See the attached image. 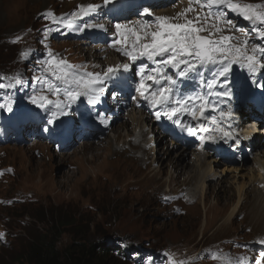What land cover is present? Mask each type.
I'll use <instances>...</instances> for the list:
<instances>
[{
    "label": "rangeland",
    "instance_id": "374dc122",
    "mask_svg": "<svg viewBox=\"0 0 264 264\" xmlns=\"http://www.w3.org/2000/svg\"><path fill=\"white\" fill-rule=\"evenodd\" d=\"M154 1L153 4L151 0H130L127 4L130 19L123 17L124 11L122 15L114 17V5L105 4L104 0H0V38L16 40L17 44H14L20 48L16 56L17 46H11L10 50L0 49V84H4V88L12 87L10 80L16 75V69L11 65H22L21 50L30 42V38L35 37L43 40L47 46L40 49L44 60L55 56L80 72H105L111 66L110 59L118 53L122 54L118 49L124 47L115 43L121 39L115 28L117 23L124 25V19H128L132 21L126 24L128 28L140 30L143 24L151 31L156 28V17H173L174 12L183 5L189 6V0ZM242 2L264 5V0ZM89 3L100 7L83 17H71V13L78 11V5ZM145 10H148V14ZM196 11H200L198 6ZM187 15L190 18L195 13L189 12ZM228 18H238L236 22L243 23L244 31L238 35L242 40H249L248 49L255 44L264 46V40L259 38L256 31L257 25L235 12H229ZM86 24L94 27L80 31ZM101 25L103 27H99ZM114 34H117L116 39L113 38ZM139 63H147L148 69L156 67L146 58ZM167 69L164 71L168 75ZM173 70L177 81L176 92L183 91L185 96L194 97L196 88L200 89V93L206 89L195 74L179 80L177 70ZM243 71L240 66L237 70H231L234 75ZM201 72L206 79L212 78L211 72L210 75L204 74L205 68ZM26 73L30 77V73ZM248 74L247 70L245 77L250 78ZM253 79L245 80L242 85L241 76L237 74L235 83L231 85L234 79L229 78L230 84L223 87L229 93V108L223 109L222 104L227 102L220 99L210 100L208 108L211 110L210 119L221 118V112L231 113L220 119L222 127L228 124L227 119L235 115L239 120L248 117L240 128L255 131L261 139L264 138V104L261 106L259 102L257 105L252 91L254 86L264 87V78L257 80L260 83L253 82ZM113 81L114 78L108 79L104 84ZM122 89L113 88L111 92L121 93ZM218 90L214 89L213 93ZM232 92L238 94L235 100L230 95ZM34 93L41 94L39 90ZM30 97L31 94L26 95V101L33 105ZM113 98L114 107L108 110V115L114 118L113 127L108 126L110 131L102 132L97 141L81 145L74 151L62 152L64 149L56 141L46 146L42 135L28 133L29 126L26 127V134L18 136L23 139L36 136L38 140L22 142L25 147L13 140L9 144L0 142V147L5 149H0V177L16 174L7 182L0 179V195L7 196L10 201L5 205L0 204V221L6 223L8 218L13 220L6 223L10 232L0 224V233H3L0 236V264H8L19 255L23 257L20 260L22 264H32L27 255L29 242L35 238L38 230L42 233L49 231L50 223L57 219H61L64 225L60 229L63 233L57 240L61 249L73 239L69 233L73 234L74 228L67 222L72 220L78 226L79 233H87L91 228V240H99L94 232H100V236L106 235L103 239L114 244V254L125 261L124 264H174L175 261H183L184 264H256L257 260L264 264V258L260 256L264 252V244L260 242L264 240V172L260 176L262 179L257 177L246 186L237 210L238 185L232 177L241 173L249 176L247 169L222 172L221 167H216L217 171L206 179L208 196L205 194L201 199L198 194V202H188L189 193L192 196L199 182H202L200 177L195 176L200 165L204 168L202 163L205 157L198 138L176 141L168 136L164 141L160 138L164 132L154 123L147 106L128 110L121 100ZM213 104L218 105L215 110ZM146 105L150 106L148 102ZM232 105L239 106L237 112ZM124 109L129 113L136 112L135 121L122 117ZM251 111L262 117L253 118L252 121L248 116ZM143 120L148 123L145 128L143 123H137ZM189 122L196 124L191 121V116ZM149 134L158 136L156 143L150 145L153 140ZM87 146H92L93 150ZM182 152L185 164L179 166L177 163ZM228 161L230 159L224 164ZM244 161L245 166L255 168L258 174V163L264 162V147L254 148ZM186 164L189 166L183 170ZM29 193L38 200L28 201ZM23 221L26 222L25 226ZM121 244H133V248H138L134 250L137 261H128L130 258L125 260L119 255L116 250Z\"/></svg>",
    "mask_w": 264,
    "mask_h": 264
},
{
    "label": "snow or ice",
    "instance_id": "6c2138e0",
    "mask_svg": "<svg viewBox=\"0 0 264 264\" xmlns=\"http://www.w3.org/2000/svg\"><path fill=\"white\" fill-rule=\"evenodd\" d=\"M104 2L108 4L111 0H104ZM197 6L200 11H196ZM77 7L78 11L71 13V17H83L96 12L100 6L89 3ZM189 12L195 13V16L189 18L187 15ZM229 12H235L250 23L257 25L258 36L264 40V5L244 3L242 0H189V6L177 13L176 17H156V28L151 31L143 24L140 30L128 28L120 23L115 25L121 37L115 43L124 46L118 51L129 57L133 63L146 58L156 65L149 70L147 65L140 64L137 69L140 80L136 91L152 108L166 109V111L156 113L157 119L162 115L169 120L176 118L174 122L193 136L197 134L199 122L204 118L205 111L211 103L209 98L213 95V90L229 82L233 65L238 64L242 68H247L248 72L253 74L264 70V46L255 44L249 51L247 38L240 40L233 35L224 34L226 30L235 28L234 21L228 18ZM145 13L148 14V10H145ZM178 18H183L184 22H177ZM91 27L94 25L86 24L79 30L83 31ZM239 31L244 30L239 29ZM234 40L237 42L234 43ZM44 64L46 73L66 85L64 96L67 102L59 98L50 100L44 94H34L30 97L33 105H37L50 114L51 118L48 121L50 124L54 122L57 113L61 116L65 115L64 110L70 108L81 96L88 97L90 104L96 103L104 92L105 81L116 77L121 71L128 72L131 67L130 64L124 63L114 67L109 66L103 73L80 72L75 67L69 66L66 61L57 60L55 56L45 60ZM69 68L71 70H68ZM165 68L176 69L181 78H190L192 74H195L200 78L207 92L203 95L197 94L195 99L192 96H177L175 89L177 81L166 74ZM203 68L211 72V79L204 77L201 72ZM4 87V84H0V88ZM45 87L53 95L59 97L60 85L46 81ZM228 94L226 91L216 93L218 96ZM197 100L199 106H197ZM8 103L9 110H11V101ZM216 107L218 105H212L213 110ZM182 113L190 115L191 121L197 123L194 125L190 122H182L179 119ZM230 115L231 113L221 112V118ZM212 120L213 123H218L214 117ZM205 131L211 133L214 130L205 129ZM229 135V132L223 131V136ZM208 138L215 139L211 135ZM0 236H3V233H0ZM260 242L264 244V240ZM260 256L264 258V252H261ZM174 264H184V262L175 261ZM256 264H261V261L257 260Z\"/></svg>",
    "mask_w": 264,
    "mask_h": 264
},
{
    "label": "bare ground",
    "instance_id": "6f19581e",
    "mask_svg": "<svg viewBox=\"0 0 264 264\" xmlns=\"http://www.w3.org/2000/svg\"><path fill=\"white\" fill-rule=\"evenodd\" d=\"M111 1H114V0H111ZM152 2L154 0H151ZM155 2V1H154ZM112 8V7H111ZM187 8L186 5H184L182 8L178 9L175 11L174 13V17L177 16V13H180L183 11V9ZM131 19V17H129ZM177 22H181L183 23L184 20H180L178 18ZM135 27V26H134ZM232 35V33L230 34ZM113 38L116 39L117 38V34H114L113 35ZM234 43H236L237 41H233ZM100 45H102V43H100ZM121 58H123V56L121 55V53H118L116 55H114L113 58L110 59V62H109V65L113 66V65H117L116 62L119 60H121ZM125 63V60L121 61L119 63V65H122ZM145 64V63H143ZM147 65V63L145 64ZM123 75H126L127 76V73L124 72ZM168 75H170V72H168ZM219 89L221 90L222 89V86L219 87ZM220 90H218L217 92H219ZM36 91V90H34ZM222 91H226L225 88L222 89ZM186 92V91H185ZM217 92H214L213 95L209 98V99H212L213 97H219L218 95H216ZM227 92V91H226ZM30 94V92H27L26 95ZM177 96H184V93L183 91H178L176 93ZM231 97L232 99H236L238 97V94H236L235 92H232L231 94ZM259 95V97L257 96ZM4 96H8L9 98H15L16 96V91H15V88H14V85H12L11 88H3L0 90V105H3V107H0V120L3 118L6 125L3 129V131H0V142L4 143V142H8L7 144H9V141L10 140H13V139H16V138H20L21 141L23 143H25L27 140H38V138L35 136V138L33 139H23L21 138L20 136L18 135H22V134H26V127L27 126H33V124L30 122H28V119L30 117V115L32 114V112H36L37 110H39V107L36 105H30V104H26L24 107H23V110H24V114L22 115V120H23V123L21 126H17L15 124H13L10 119L13 118V116L15 115V108L13 106H11V110H9V106H7L8 104H6L5 102V98H3ZM225 99H226V102L227 104H229V101L227 100L229 98V96H224ZM252 97H255V101L258 102V99L260 97H262L264 99V87L263 86H254V89L252 91ZM144 98V97H143ZM12 105V104H11ZM208 108V107H207ZM226 108H229V106H226ZM209 109V108H208ZM206 110L205 111V116L204 118L201 119V121L199 122V127H198V132L201 133L203 135V139L201 140V145L202 147H204L205 151H204V154H205V157H204V162L202 163L204 165V168H201V165H200V170H196V177H200V180L202 179V182H199V187L198 189L195 191V193L191 194L189 193V198L187 197V201L188 202H198V200H196V197L198 196H201V199L204 198L205 194H206V197L208 196L207 194V191H206V187L208 186V183L206 184V179L211 175L213 174L214 171H217L216 167H221V171L224 172L226 170H232V171H239V170H243V169H247L249 170V176L245 173H241L240 176H235V177H232L235 181V183L238 185L237 188H238V194H239V202L237 204V206L235 207V210H237L238 208V205L239 203L241 202V198H242V195L244 194V190L246 188V186L249 184V182H254L255 179H257V177H260L262 175V172H258V174L256 173V170H254L253 168L251 167H247L244 165L245 161L243 159L242 156H235V157H232L230 159V162H231V165L232 166H229L228 163L226 164H223L222 166H220V164H222V162L220 160H216V159H210L206 156V149L209 147L210 145V141L213 140V141H219L222 143V147H226L229 143L231 144H236L240 141L241 142V145H240V155L242 153H246V151L244 150V147L246 148V146L250 147L252 146L253 148L254 147H262L264 146V143H263V140L260 139V137H255L257 134L256 133H249L248 130L246 132H243L241 131L240 133H242V135L240 133V135H235L237 133H233L232 131H228L225 129V127H222L221 125V122H220V117H214L216 119V121H218V123H213V120L212 119H209V113L211 112L210 110ZM155 111H159V112H163L165 109L163 108H154ZM136 112L133 113V117H132V121H135V118H136ZM248 116L251 118V120L253 121V118H257L259 119L260 116L262 117V115H257V113H255V111H251ZM163 117L160 121L162 123H165V125L169 126V127H172L173 128V131H171L172 133H166L164 132L163 135L161 134L160 135V138H162L164 141L167 140L168 136H171L172 138H174L176 141H182L181 139V136H184L185 137V140L186 139H193V135H191L187 130H184L181 128V126H179L178 124H176L174 121L176 118H173L172 120H169L166 116H161ZM179 119L182 121V122H189L188 119H186V115H184V113H182L179 117ZM245 120H248V117H243L242 119V123L245 121ZM138 124H141L143 123L144 125V128L145 126H148V123H147V120H143V121H140V122H137ZM155 123V122H154ZM175 123V124H174ZM197 123V122H196ZM236 123H238V121H236ZM119 124V123H118ZM174 124V125H173ZM193 124V123H192ZM121 125V124H120ZM149 125L151 126V123H149ZM224 125V124H223ZM112 126V125H111ZM113 127V126H112ZM125 127V125L123 126ZM154 127V126H153ZM142 128V126H141ZM209 128H212L214 131H212L211 133H208L205 131V129H209ZM123 129V128H122ZM243 129V128H242ZM251 129V128H250ZM223 131H227L230 133L229 137H228V143L225 142V140L221 139V138H224L225 136H222L223 134ZM155 132V129H153V133ZM145 133V132H144ZM222 133V134H220ZM260 133V132H259ZM37 134V133H36ZM40 135V134H39ZM144 135V134H143ZM198 135V134H197ZM207 135V138L205 137ZM211 135L213 137H215V139H209L208 136ZM150 137H152V142L150 143V145L152 143H156V141L158 140V136H156V134H149ZM175 137H180V138H175ZM239 137V138H238ZM141 138V137H139ZM221 139V140H219ZM226 139V138H224ZM241 139V140H239ZM141 140V139H140ZM244 140V141H243ZM56 141V139H53L52 142ZM163 141V142H164ZM200 141V139H199ZM56 143H58L56 141ZM101 145V144H100ZM103 145V144H102ZM177 145V144H176ZM137 146V145H136ZM135 146V147H136ZM178 146V145H177ZM86 147V146H85ZM171 147V146H170ZM87 148L89 149H92L93 150V147H88ZM64 149V148H63ZM248 150V149H246ZM89 151V150H88ZM127 151V150H126ZM129 151H131L129 149ZM174 151V150H173ZM62 152H68L66 149H64ZM119 152V151H118ZM133 152V151H132ZM226 151L223 150V153H225ZM252 152V151H250ZM249 152V153H250ZM125 153V152H124ZM184 152H182L180 154V157H179V161H178V165H182V164H185V156L183 154ZM186 153V152H185ZM63 154H68V153H63ZM131 154V153H130ZM134 155V153H133ZM178 155V154H177ZM202 155V153H201ZM136 157V156H135ZM139 160V159H138ZM137 160V161H138ZM187 160V159H186ZM235 165V166H233ZM187 166H189L188 164H186L184 167H183V170H186L187 169ZM259 166H260V170H264V162L260 161L259 163ZM190 167H192V165H190ZM177 168V166H176ZM215 168V169H214ZM146 169V168H145ZM149 169V168H148ZM182 170V171H183ZM258 170V169H257ZM245 171V170H244ZM264 172V171H263ZM185 173V172H184ZM229 173V172H228ZM186 174V173H185ZM185 176V175H184ZM194 176V177H195ZM203 176V177H202ZM249 178V180H247L246 178ZM226 177V176H225ZM263 177H264V174H263ZM262 179V177H260ZM217 180V179H216ZM261 181V180H259ZM190 182V181H188ZM195 182V181H194ZM210 182V181H209ZM261 183V182H260ZM263 184V183H262ZM158 186V185H157ZM261 186V185H260ZM161 187V186H160ZM159 188V187H158ZM208 189V187H207ZM234 210V211H235ZM130 245V244H129ZM131 247V245H130ZM124 252V251H123ZM127 253V252H125ZM151 255V254H150ZM133 256V255H131ZM135 256V255H134ZM132 258V257H131ZM128 261H131L128 260ZM137 261V260H135ZM127 262V261H126Z\"/></svg>",
    "mask_w": 264,
    "mask_h": 264
},
{
    "label": "trees",
    "instance_id": "16d2710c",
    "mask_svg": "<svg viewBox=\"0 0 264 264\" xmlns=\"http://www.w3.org/2000/svg\"><path fill=\"white\" fill-rule=\"evenodd\" d=\"M11 46L16 44L8 41H3L0 38V49L10 50ZM13 221V220H12ZM24 225H26V222ZM61 219L55 220L50 223L51 227L49 231L42 233L38 230L35 238L29 242L28 247V261L32 264H124L125 261L119 260L115 254L114 244H109L103 238L106 236H100V232H94L95 236H98L99 240H91V228L87 233H79L78 226L75 222L67 221L74 228V232L69 233V236L73 237L72 241L61 249L57 245V240L61 237L63 231H60L62 224ZM40 234V235H39ZM97 234V235H96ZM39 235V236H38ZM102 237V238H100ZM101 240V241H100ZM118 253L125 260L130 258L132 261L136 258V253L133 246L122 245L117 247ZM127 248V249H125ZM124 251V252H123ZM127 252V253H125ZM133 255V256H131ZM135 255V256H134ZM116 257L118 260H116ZM132 257V258H131ZM23 257L21 255L12 258L8 264H22L20 260Z\"/></svg>",
    "mask_w": 264,
    "mask_h": 264
}]
</instances>
